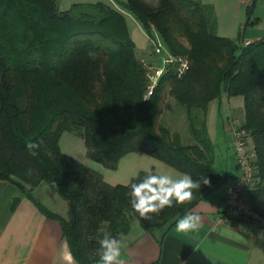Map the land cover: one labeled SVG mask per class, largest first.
<instances>
[{"label": "trees", "instance_id": "1", "mask_svg": "<svg viewBox=\"0 0 264 264\" xmlns=\"http://www.w3.org/2000/svg\"><path fill=\"white\" fill-rule=\"evenodd\" d=\"M116 3L77 2L60 10L57 0H0V180L14 183L59 222L76 264H98L105 233L126 234L135 223L145 231L173 225L223 180L206 126L209 103L223 95L243 98V108L228 120L245 131L255 154L248 197L264 215V39L245 44L240 36L218 35L214 6L201 0ZM253 9L247 6L244 27L257 22ZM127 13L151 43L154 30L172 55L188 61L181 74L177 64L166 65L150 94ZM66 131L79 135L86 156L105 168L141 151L190 174L201 187L191 203L145 221L130 206V184H109L61 151ZM29 142L39 147L30 150ZM16 168L29 187L12 177ZM144 176L140 171L130 182ZM40 181L66 201L65 215L32 196Z\"/></svg>", "mask_w": 264, "mask_h": 264}, {"label": "crops", "instance_id": "2", "mask_svg": "<svg viewBox=\"0 0 264 264\" xmlns=\"http://www.w3.org/2000/svg\"><path fill=\"white\" fill-rule=\"evenodd\" d=\"M201 1L213 4L218 35L232 39L240 36L239 40L242 43L264 39V0H225L228 15L223 17L213 0ZM251 4L254 5L252 16L257 18V22L244 27L246 8ZM233 29L236 31L235 34L231 32ZM224 99L226 105L223 110ZM213 101L218 116L215 118V126L222 136L218 139H221L219 143L223 144L219 152H224L218 154L225 156L226 167L218 168L214 160V167L224 175L223 180L189 211L200 216L198 229L180 233L176 231L174 223L169 227L163 226L145 231L135 223L124 234L126 239L122 258L127 264H264L262 228L252 223H241L238 226L215 224V219L224 210L225 193L237 174L235 159L229 147L231 125L228 115L231 111L243 108V98L242 96L226 98L223 95L220 100H212L206 113L208 133L209 106ZM64 133L59 139L61 151L99 171L109 184H125L144 168H152L173 176L182 173L141 151L125 154L115 169L105 168L89 159L86 150L85 153H78L74 146L76 139L66 141L71 142L73 147L69 144L62 145ZM73 135L81 138L74 133ZM212 142L216 147L215 140ZM218 154L215 153V158ZM41 185L42 181L33 191L37 192ZM54 199L56 200L55 197ZM37 200L51 211L60 214L65 211L58 210L62 209L60 202L57 203L59 208L55 209L56 206H51L50 199L38 196ZM64 241L57 220L44 215L32 199L14 183L0 180V264H54V261L55 264H67L60 258L61 245Z\"/></svg>", "mask_w": 264, "mask_h": 264}, {"label": "clouds", "instance_id": "3", "mask_svg": "<svg viewBox=\"0 0 264 264\" xmlns=\"http://www.w3.org/2000/svg\"><path fill=\"white\" fill-rule=\"evenodd\" d=\"M26 147L32 150L38 148L39 144L29 142ZM143 171L145 176L142 180L138 183L127 181L125 186L130 184L129 203L132 210L145 221L152 219L150 214L158 215L166 207L172 208L191 203L193 190L201 187V184L194 181L188 173H177L173 176L152 168H144ZM204 184H210L207 177L204 179ZM199 223L200 216L193 212H187L176 220L175 229L180 233H188L197 230ZM125 239L123 233H118L115 236L105 233L98 241V264H127L126 260L122 258ZM60 258L67 264H76L75 257L69 251V244L66 240L61 245Z\"/></svg>", "mask_w": 264, "mask_h": 264}, {"label": "built area", "instance_id": "4", "mask_svg": "<svg viewBox=\"0 0 264 264\" xmlns=\"http://www.w3.org/2000/svg\"><path fill=\"white\" fill-rule=\"evenodd\" d=\"M247 43L245 42V44ZM152 44L155 54L161 57L162 64L155 69L153 74L148 75L150 85L148 86L147 94L151 93L156 80L162 74L166 65L177 64L179 74L188 69L187 59L172 55L156 39L152 40ZM231 132L230 150L235 159L237 174L225 193L224 210L215 219V224L218 226H238L241 223H252L264 228V217L253 209L248 197V191L254 182L255 176V169L252 163L255 154L247 145L243 129H238L231 124Z\"/></svg>", "mask_w": 264, "mask_h": 264}, {"label": "rangeland", "instance_id": "5", "mask_svg": "<svg viewBox=\"0 0 264 264\" xmlns=\"http://www.w3.org/2000/svg\"><path fill=\"white\" fill-rule=\"evenodd\" d=\"M58 1V5L60 10H66L68 9L71 4L73 3H77V2H96V1H109L111 2L114 6H117L116 0H57ZM148 1H155V0H148ZM214 4H216V7L218 8V11L220 12L221 16H227L228 15V6L225 3V0H213ZM126 23H127V28H128V32L129 35L131 37V39L134 41L135 43V47H136V55L137 58L139 57V60L141 61V63L143 64L144 68L146 69L147 75H151L155 72V69H157L158 67L161 66L162 62H161V57L157 54H155L154 51V46L153 44L150 42V40L148 39V36L145 32V30L141 27V25L128 13L126 14ZM232 34H235L236 31H234V29L231 31ZM152 33H154L156 40L160 41L162 43V45L165 47V49L170 53V51L168 50V48L166 47L165 43L162 41V39L159 37V35L157 33H155V31L153 30ZM245 43V42H243ZM249 43V42H248ZM183 58V57H182ZM185 59V58H184ZM150 80V79H149ZM238 99H240L238 97ZM226 100L224 99L222 101V109L224 110V107L226 105ZM215 105V101H213L210 106H209V113L208 116L210 117L209 121H208V129H209V134L211 136V139L214 141L216 144L215 147V153H224V152H219V149L221 150L222 147V143L220 144V140L218 138H222V136L220 135V131L217 130V127L215 126V118L217 116V109L214 106ZM215 108V109H214ZM218 117V116H217ZM178 128L180 129L181 126L178 125ZM182 130V129H181ZM70 133V134H69ZM65 132L62 136V145H70L71 147H73V144L71 142L67 143L66 141L68 139H76V143L74 144L75 146V150L78 153H85V146L84 143L82 141L81 138L74 136L72 132ZM227 133L229 134V132L227 131ZM230 141H229V147H230V143L232 141V132H230ZM223 135V134H222ZM225 156L221 154L216 155L215 158V162L216 165L218 166V168L220 169H224L226 167V161H225ZM16 175H12V177L18 181L19 183L25 185L26 187H29L30 183H29V179H23V173L16 168ZM36 185L34 186L33 189H35ZM33 189L31 190V194L32 196H34V198H38V196L40 197H44V198H48L51 200V206L55 207V209H58L59 207H57V203L60 202L62 203V209H58V210H65L63 211L61 214L65 215L66 214V201L58 194L56 193L49 185L47 182L42 181V185L40 186L39 190L37 192H34ZM49 194V197H48ZM47 196V197H46ZM53 197L56 198V200H53ZM55 205V206H54ZM60 212V211H59ZM264 217V215H262ZM261 228V227H260ZM264 229V228H262Z\"/></svg>", "mask_w": 264, "mask_h": 264}]
</instances>
